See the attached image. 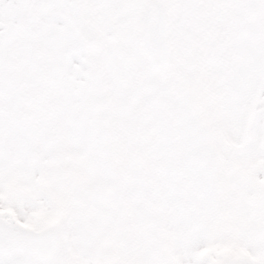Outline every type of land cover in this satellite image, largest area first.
Masks as SVG:
<instances>
[{
	"label": "snow or ice",
	"instance_id": "1",
	"mask_svg": "<svg viewBox=\"0 0 264 264\" xmlns=\"http://www.w3.org/2000/svg\"><path fill=\"white\" fill-rule=\"evenodd\" d=\"M0 264H264V0H0Z\"/></svg>",
	"mask_w": 264,
	"mask_h": 264
}]
</instances>
